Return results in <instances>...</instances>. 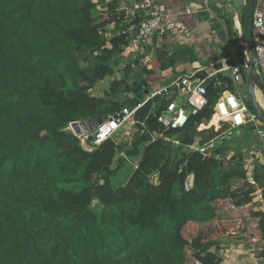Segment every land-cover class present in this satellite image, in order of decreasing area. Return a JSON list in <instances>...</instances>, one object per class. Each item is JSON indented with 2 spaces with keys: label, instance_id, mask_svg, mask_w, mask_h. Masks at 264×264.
Instances as JSON below:
<instances>
[{
  "label": "trees",
  "instance_id": "trees-1",
  "mask_svg": "<svg viewBox=\"0 0 264 264\" xmlns=\"http://www.w3.org/2000/svg\"><path fill=\"white\" fill-rule=\"evenodd\" d=\"M119 7L112 0L107 19L98 21L94 0H0V264H220L227 238L264 240V210L255 202L259 190L264 198V163L254 162L248 177L243 154L244 148L264 149L256 127L233 129L206 160L186 152L203 138L206 129L198 128L209 124L218 97L235 91L231 77L207 82L208 105L183 129L166 130L157 119L161 101H149L121 142L114 136L96 146L90 136L88 150L66 130L122 106L134 108L164 80L153 65L124 89L114 80L105 96L92 94L114 74L111 60L130 46L131 34L119 32L125 21ZM112 22L118 32L107 38ZM171 51H156L160 70L178 62L177 50ZM242 77L246 83L244 69ZM122 92L134 98L110 100ZM247 105L256 114L251 97ZM177 134L182 154L173 163L164 138ZM121 150L127 156L116 159ZM128 156L138 157L137 167L115 187L112 178ZM154 173L156 184L149 179ZM189 175L194 186L186 190Z\"/></svg>",
  "mask_w": 264,
  "mask_h": 264
},
{
  "label": "crops",
  "instance_id": "crops-1",
  "mask_svg": "<svg viewBox=\"0 0 264 264\" xmlns=\"http://www.w3.org/2000/svg\"><path fill=\"white\" fill-rule=\"evenodd\" d=\"M112 0H96L97 3V15L96 19L102 21L107 19L109 15L108 3ZM119 6L129 4L130 0H118ZM164 5L165 11L168 14H172L174 18L185 22L191 29L192 34L189 37L184 36H166L163 38L149 41L147 44H141L133 48V45L126 48L121 54L124 60L114 61L111 60L114 67V74L107 76L110 84L104 80L100 82V86H96L92 94L95 96H105L114 80H122L119 70L125 66L132 65V69L136 67H147L148 69L154 67V71L164 78L165 81H170L184 74H197L198 72L205 71L207 73V82H210L217 75L223 74L232 78L230 71L227 70L228 61L225 60L230 57L233 62L244 65L246 59L245 48L241 46L240 31L243 26V17L245 11L246 0H160ZM264 11V3L261 5ZM190 10V12H188ZM231 24L234 31L232 34L228 33V24ZM118 32V26L115 22L110 23L107 26L105 35L107 38H111ZM151 46L148 49V46ZM165 46V47H163ZM179 46V47H178ZM162 48L172 49L170 54H174L177 50L175 59L178 61L174 67L166 70H160L159 64L156 61V51ZM188 54V55H187ZM135 55L141 56L140 59L134 60ZM124 62L127 64H124ZM134 62V63H133ZM131 66V65H130ZM127 71L125 70V73ZM143 74L142 77H145ZM138 81V80H134ZM134 81H127V84L132 85ZM235 85L234 93L238 94L244 99L246 95L248 85L245 82H241ZM224 92H230L228 90ZM249 93V92H248ZM126 94L127 99H133L134 93H120L118 97L115 95L110 98L112 102H121V95ZM255 96L257 102L264 108V90L259 86L255 87ZM249 97L250 94H249ZM245 101V100H244ZM123 103V102H121ZM110 105L108 102L107 106ZM104 108V107H102ZM212 127V126H211ZM208 125H202L201 130L211 128ZM244 130L238 132V135H242ZM230 135L226 137L230 139ZM234 137V136H233ZM232 137V138H233ZM223 138V137H222ZM200 138L196 139L191 149H196V143ZM121 142L122 139L117 140ZM243 150L247 151V148ZM244 151V153H245ZM251 151L260 153L258 161L264 163L261 150L253 148ZM124 151L117 153L116 159L124 158ZM231 155L234 151L230 152ZM139 159L134 161V169L137 167ZM250 161V160H249ZM254 169V164L250 165ZM253 172V170H252ZM252 174V173H251ZM250 177L252 175H249ZM259 192V191H258ZM260 193V192H259ZM258 194V193H257ZM262 204L258 205L256 209L264 210V198L260 195ZM224 249H222L219 255L222 257L220 264H264V257L257 255V251H262L264 248V240H258L255 238L250 239H226Z\"/></svg>",
  "mask_w": 264,
  "mask_h": 264
},
{
  "label": "built area",
  "instance_id": "built-area-1",
  "mask_svg": "<svg viewBox=\"0 0 264 264\" xmlns=\"http://www.w3.org/2000/svg\"><path fill=\"white\" fill-rule=\"evenodd\" d=\"M262 3H264V0H254L252 37L256 52V69L264 83V11L261 7ZM119 9L125 11V21L119 32L132 35H130V46H138L154 38L176 35L189 37L192 34L191 29L185 22L174 18L172 14L166 13L160 0H130L129 4L121 5ZM134 20H138L137 25L129 26ZM134 27L135 32H132ZM240 42L245 46L242 28ZM244 52L248 58L246 50ZM225 60L229 62L226 68L230 71L234 84L243 82V65L233 62L230 57ZM207 93V78H201L195 73L184 74L170 81H165L158 88L147 91L145 98L134 108L122 106L108 115L94 132L85 135V139L92 135V144L97 146L105 140L113 138L123 129H125L123 131L124 136H130L138 122L136 119L137 110L149 101H161L158 106L160 112L157 119L166 130L183 129L193 114L203 110L208 105ZM114 114H117V116L115 117ZM215 116H218L219 121L217 124H212ZM250 122H254L257 136L264 145V123L250 112L247 103L241 96L234 92H223L214 104V114L208 126H215L220 129L222 124L227 123L229 124V130H233L244 127ZM226 133L224 131L221 138ZM89 147L85 148L88 150L93 149L92 145ZM216 149V142L212 139L207 144L197 147L195 151H198L202 159L206 160L215 156ZM193 180V175H189L185 182L186 190L193 188Z\"/></svg>",
  "mask_w": 264,
  "mask_h": 264
},
{
  "label": "rangeland",
  "instance_id": "rangeland-1",
  "mask_svg": "<svg viewBox=\"0 0 264 264\" xmlns=\"http://www.w3.org/2000/svg\"><path fill=\"white\" fill-rule=\"evenodd\" d=\"M94 1L96 2V0H94ZM96 13H97V11L95 9L94 10V16L97 15ZM135 47L136 46H133V48H135ZM123 56L122 55L115 56L114 57V59H115L114 61L117 62L119 60H124L125 57H123ZM140 57L141 56H139V55L138 56L135 55L133 61H135L137 58L140 59ZM124 64H127V62L126 63L124 62ZM130 65L125 66L123 69L119 70V72H122V74H121L122 77L121 78H123L121 80V83L119 84L120 85L119 88H121V89H124L125 88V86L127 84V81H134V80H138L139 81L141 79V77L143 76V74H144V72H143L144 67H136V68L132 69L133 68L132 67L133 64L131 63ZM125 70L127 71L126 73H125ZM102 81H100V82H102ZM104 81L107 82L108 84L111 83L110 80H109V78H105ZM100 82H98V84H97L98 86H100ZM125 98H127V95L126 94L121 95V102H124L125 101ZM249 98L250 97H249V93H248V89H247L246 95L244 96V100H245L246 103L248 102ZM250 112L252 114H254L251 110H250ZM256 117L259 118L257 115H256ZM213 124H215V123L213 122ZM247 126H255V124H254V122H250V123L247 124ZM134 129H135V127H134ZM205 129H206V131L202 135L203 138H200L199 141H198V143H196V148L199 147V146H202V145L207 144L212 139L215 140L216 146L218 148V147L221 146L222 139L223 138H221V136L220 137H217V138H213L214 132L217 131V130L223 131V130L229 129V124H227V123L222 124V126H221L220 129H217V127H215V126L211 127L210 129H207V128H205ZM239 129L240 128H237L236 130L238 131ZM66 130L68 132L74 133V130L72 129V127L70 126V124L66 127ZM200 130H201V128L199 127L198 128V131H200ZM123 131H125V129H123ZM123 131L119 132L116 135L117 136V140H120V139H123L124 138V132ZM90 136H92V135H90ZM158 136H161V135L154 134V135H152V138H155V137H158ZM81 138H82V144H83V146L86 147V148H90L89 147V141H88V139H85V136H82ZM179 138H180V134H177V135H175L174 137H171V138H164L166 140V142L171 143V148L173 150V154H172V162L173 163L176 162L177 160H179V158L181 157V154H182L181 151L178 150V146L180 145ZM83 139H84V141H83ZM234 145H236V143H234ZM129 149H130V147H129ZM190 149L191 148L188 149V147H187V151L186 152H188V150H190ZM193 150H195V149H193ZM123 151L126 152L125 150H123ZM244 151L245 150H243V154H244V157H245V160H244V162H245V168L247 170L248 177H250L249 175H252L253 174V172H252L253 167H251L250 165L251 164H254V162L258 161V158L260 156V153H255V152H253L251 150H247L244 153ZM261 152L264 153V149H262ZM124 155H125V157L127 156L126 153ZM231 157H232V155L230 154V152H228L227 154L224 155L223 159L225 160V162H228L231 159ZM137 159H138V157H137ZM135 160H136V157L135 158L129 157V156L127 157V162L123 165V167L120 169V171L118 172V174L114 178H112V183H113V185L115 187H120V186H122V185H124L126 183V181L128 180V178L130 177L132 171L134 170V161ZM117 164H118V160L114 163V166H116ZM149 179L154 184L158 183V181H159L158 173H154L153 175H151L149 177ZM73 187H77V186L74 185ZM259 192H258V194L256 193V197H255V202H256V205L257 206L263 203L261 201V198H259L260 195H261V190H259ZM96 206H97V201H94V207H96ZM260 252H262V251H257V255H259Z\"/></svg>",
  "mask_w": 264,
  "mask_h": 264
},
{
  "label": "water",
  "instance_id": "water-1",
  "mask_svg": "<svg viewBox=\"0 0 264 264\" xmlns=\"http://www.w3.org/2000/svg\"><path fill=\"white\" fill-rule=\"evenodd\" d=\"M253 11H254V0H246L243 26H242V37L245 42L246 55L248 56L247 62L244 63V79L248 85V92L251 96L252 105L255 109L256 115L261 121L264 122V108L256 100L255 96V87L259 86L264 90V83L262 82L260 75L257 72L255 65L256 52L254 49L253 37H252V22H253ZM147 93V91H146ZM116 117L117 114H114ZM107 116L90 118L85 121H77L71 123V127L74 130V133L78 137L89 135L94 132L97 126L102 123ZM232 130H229L223 138H227V135H231ZM224 139L223 141H225ZM217 152H219L217 150Z\"/></svg>",
  "mask_w": 264,
  "mask_h": 264
},
{
  "label": "bare ground",
  "instance_id": "bare-ground-1",
  "mask_svg": "<svg viewBox=\"0 0 264 264\" xmlns=\"http://www.w3.org/2000/svg\"><path fill=\"white\" fill-rule=\"evenodd\" d=\"M213 121H214L215 123H218V121H219L218 116H215V117L213 118Z\"/></svg>",
  "mask_w": 264,
  "mask_h": 264
}]
</instances>
